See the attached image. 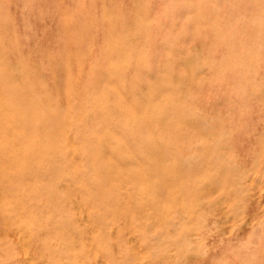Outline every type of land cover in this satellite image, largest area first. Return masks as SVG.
<instances>
[{
  "label": "rangeland",
  "instance_id": "374dc122",
  "mask_svg": "<svg viewBox=\"0 0 264 264\" xmlns=\"http://www.w3.org/2000/svg\"><path fill=\"white\" fill-rule=\"evenodd\" d=\"M0 264H264V0H0Z\"/></svg>",
  "mask_w": 264,
  "mask_h": 264
}]
</instances>
